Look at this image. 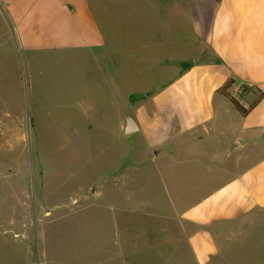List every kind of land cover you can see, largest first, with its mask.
Returning <instances> with one entry per match:
<instances>
[{"label":"crops","instance_id":"1","mask_svg":"<svg viewBox=\"0 0 264 264\" xmlns=\"http://www.w3.org/2000/svg\"><path fill=\"white\" fill-rule=\"evenodd\" d=\"M0 3L22 49L95 56L100 95L110 98L100 108L115 123L92 125L114 126L118 138L106 143L115 161H100L87 188L90 205L122 224L123 264L152 254L163 264H264V0ZM227 83L246 114L219 92ZM85 106L69 113L90 116ZM126 114L133 132H124ZM135 219L160 222L147 232L153 247L130 228Z\"/></svg>","mask_w":264,"mask_h":264},{"label":"rangeland","instance_id":"2","mask_svg":"<svg viewBox=\"0 0 264 264\" xmlns=\"http://www.w3.org/2000/svg\"><path fill=\"white\" fill-rule=\"evenodd\" d=\"M94 57L22 49L0 3V264H123L122 224L90 205L96 201L87 188L96 165L115 161L117 151L106 143L118 138L114 126L105 133L92 125L115 123V113L100 108L110 98L100 95ZM187 61L153 87L166 84ZM81 102L90 116L69 113ZM134 222L129 227L146 237L160 228L157 221ZM152 243L147 237L146 247ZM146 257L148 264H163L154 254Z\"/></svg>","mask_w":264,"mask_h":264},{"label":"trees","instance_id":"3","mask_svg":"<svg viewBox=\"0 0 264 264\" xmlns=\"http://www.w3.org/2000/svg\"><path fill=\"white\" fill-rule=\"evenodd\" d=\"M227 87L228 83L221 90H219V92L226 96L240 113L246 114L248 112V109L245 108L236 98H234L228 92L225 91Z\"/></svg>","mask_w":264,"mask_h":264},{"label":"water","instance_id":"4","mask_svg":"<svg viewBox=\"0 0 264 264\" xmlns=\"http://www.w3.org/2000/svg\"><path fill=\"white\" fill-rule=\"evenodd\" d=\"M136 129H137L136 121L131 115L126 114L124 117V132L129 133L135 131Z\"/></svg>","mask_w":264,"mask_h":264}]
</instances>
